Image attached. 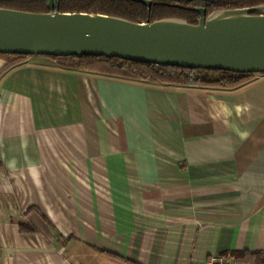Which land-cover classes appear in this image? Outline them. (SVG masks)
<instances>
[{
    "label": "crops",
    "instance_id": "obj_1",
    "mask_svg": "<svg viewBox=\"0 0 264 264\" xmlns=\"http://www.w3.org/2000/svg\"><path fill=\"white\" fill-rule=\"evenodd\" d=\"M14 61L0 264H261L264 74L197 89Z\"/></svg>",
    "mask_w": 264,
    "mask_h": 264
},
{
    "label": "water",
    "instance_id": "obj_2",
    "mask_svg": "<svg viewBox=\"0 0 264 264\" xmlns=\"http://www.w3.org/2000/svg\"><path fill=\"white\" fill-rule=\"evenodd\" d=\"M48 13L0 9V55L104 57L188 70L264 74V6L152 24L86 13H62L61 0H44ZM152 7L147 0H130Z\"/></svg>",
    "mask_w": 264,
    "mask_h": 264
},
{
    "label": "trees",
    "instance_id": "obj_3",
    "mask_svg": "<svg viewBox=\"0 0 264 264\" xmlns=\"http://www.w3.org/2000/svg\"><path fill=\"white\" fill-rule=\"evenodd\" d=\"M149 9L130 0H61L62 13L100 14L124 19L133 23L152 24L161 20H179L197 25L200 16L193 9L202 8L207 16L225 10H237L264 6V0H147ZM0 9L30 13H48L44 0H0ZM15 63L44 59L70 70H80L115 77L123 80L156 85L179 86L197 89L232 90L250 82L252 74H234L222 71L188 70L140 64L104 57H38L13 56ZM242 255V254H238ZM257 257L264 254L256 253ZM264 264V259L260 260Z\"/></svg>",
    "mask_w": 264,
    "mask_h": 264
},
{
    "label": "built area",
    "instance_id": "obj_4",
    "mask_svg": "<svg viewBox=\"0 0 264 264\" xmlns=\"http://www.w3.org/2000/svg\"><path fill=\"white\" fill-rule=\"evenodd\" d=\"M209 264H231V258L222 259V258H214L212 259Z\"/></svg>",
    "mask_w": 264,
    "mask_h": 264
}]
</instances>
